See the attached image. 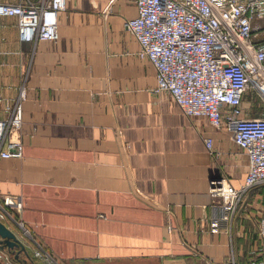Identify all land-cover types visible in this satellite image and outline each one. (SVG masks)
Wrapping results in <instances>:
<instances>
[{"label":"crops","instance_id":"obj_1","mask_svg":"<svg viewBox=\"0 0 264 264\" xmlns=\"http://www.w3.org/2000/svg\"><path fill=\"white\" fill-rule=\"evenodd\" d=\"M136 14L135 0H66L58 38L36 42L0 16V118L23 94L22 156L0 158V205L7 196L21 205L0 219L35 264L262 259L264 184L222 219L210 179L240 186L248 157L224 126L153 92L155 69L124 25ZM0 253V264H19Z\"/></svg>","mask_w":264,"mask_h":264},{"label":"built area","instance_id":"obj_2","mask_svg":"<svg viewBox=\"0 0 264 264\" xmlns=\"http://www.w3.org/2000/svg\"><path fill=\"white\" fill-rule=\"evenodd\" d=\"M135 3L137 14L124 25L139 44L138 55L155 69L153 92L167 91L188 117L203 116L214 128L224 126L248 157L240 186L222 176L209 182L208 192L223 209L222 219L230 220L247 192L264 184V0ZM65 5L66 0L0 1V16L16 17L23 41H53L58 38L57 15ZM22 97L0 118V158L22 156ZM204 143L212 152V139L206 137ZM20 205L19 196L4 197L0 218L5 207ZM258 234L264 242V217ZM34 255L49 259L40 247ZM205 264L224 263L207 259ZM246 264H264V257Z\"/></svg>","mask_w":264,"mask_h":264},{"label":"water","instance_id":"obj_3","mask_svg":"<svg viewBox=\"0 0 264 264\" xmlns=\"http://www.w3.org/2000/svg\"><path fill=\"white\" fill-rule=\"evenodd\" d=\"M0 249L12 255L19 264H35L23 241L1 219ZM20 254H23V257H20Z\"/></svg>","mask_w":264,"mask_h":264}]
</instances>
